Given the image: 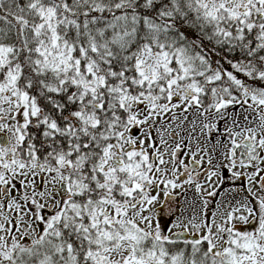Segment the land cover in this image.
Listing matches in <instances>:
<instances>
[{
	"label": "snow or ice",
	"instance_id": "1",
	"mask_svg": "<svg viewBox=\"0 0 264 264\" xmlns=\"http://www.w3.org/2000/svg\"><path fill=\"white\" fill-rule=\"evenodd\" d=\"M0 264H264V0H0Z\"/></svg>",
	"mask_w": 264,
	"mask_h": 264
}]
</instances>
